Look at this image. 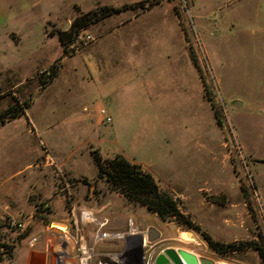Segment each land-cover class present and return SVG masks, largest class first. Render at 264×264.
<instances>
[{"label":"rangeland","instance_id":"obj_1","mask_svg":"<svg viewBox=\"0 0 264 264\" xmlns=\"http://www.w3.org/2000/svg\"><path fill=\"white\" fill-rule=\"evenodd\" d=\"M116 1H66L62 20L45 25L55 37L46 42L39 24L32 23L34 32L21 38L25 51L41 49L22 68L21 74H32L21 85L0 79V112L10 105L22 107L20 120L10 126L31 130L29 135L9 129L4 134L15 138L12 160L7 163L0 156V215L8 193L19 196L33 182L30 171L13 172L28 162L38 145L42 160L46 149L60 166H49L55 173L47 168L46 187L27 188L23 214L0 217L3 240L11 245L23 236L27 247L35 248L33 237L50 211L48 199L42 197L55 191L67 206V183L76 204L81 197L100 207V217L109 222L107 231L126 230L130 219L135 230L156 228L164 247L181 248L215 264H261L251 248L219 257L200 233L234 246L264 244V0H147L152 5L163 2L164 12L158 14L164 18L162 27H151L156 14L145 9L125 11L88 23L62 52L58 33L67 31L71 20ZM113 32L121 37L114 39ZM62 65L76 72L73 76L68 71L65 79L83 83L78 85L82 95L72 96L79 99L76 105L61 100L56 80ZM90 65L101 68L92 80ZM101 87L109 88L112 97L107 102L100 97ZM100 108L109 112L110 123L101 121L94 129L91 124ZM92 153L102 160L121 155L139 165L200 233L126 202L96 177ZM9 217L21 228L7 227ZM19 245L16 239L14 248ZM120 247L121 242L111 241L98 246ZM15 251L14 260L0 264H24L26 249ZM52 254L47 264H53Z\"/></svg>","mask_w":264,"mask_h":264},{"label":"crops","instance_id":"obj_2","mask_svg":"<svg viewBox=\"0 0 264 264\" xmlns=\"http://www.w3.org/2000/svg\"><path fill=\"white\" fill-rule=\"evenodd\" d=\"M66 1L68 0H0V79L2 80L3 84L15 82L16 84L21 85L32 74V72H30L29 74L28 73L21 74L23 71L22 68H24L25 67L24 65H27L30 62L29 61L30 59L32 62L33 59L31 58V55H34L35 53L39 52V50L41 49L38 47L37 48L33 47L31 49H26L25 51V49H23L21 46V38L27 36L29 32L31 33L34 32V28L33 26H31V24L36 22L39 24V31L43 35V40H45V42L46 40L49 41L50 39H54L55 37H52L46 31L45 25L53 22L58 23L62 20L63 16L61 10L64 6L65 7L68 6ZM138 1L140 0H118L116 1L117 3H115V5H112L110 2L109 3L115 8L123 4H128V3L132 4ZM162 4L163 2H159L157 4H153L150 8L148 7L144 10L145 13L156 14V19L152 20V22L151 21L149 22L152 24L151 27H157V26L162 27V23H164L163 17H160V19H158L159 12L160 13L164 12ZM122 13H119L117 15H120ZM132 21L134 22V20ZM128 32H124V36L126 35L129 36L128 34H126ZM113 34H114V39H119L120 34L119 36L116 35L115 32H113ZM24 51L26 52V55H23ZM110 53L111 52L108 51V54ZM100 69L93 65L88 66V72L91 75L89 77V80H92V77L96 75ZM68 71L73 72V76L76 73L73 67L69 68ZM68 71L65 70L64 65L60 66L57 74L59 76H57L58 79L56 80V82H59L60 86L58 87L63 92V95L61 96V100H63V98H66L63 104L67 105L69 103H72V105H76L73 103H79V99H77V97L76 99H74V97L72 96L82 95L81 94L82 92H78V85L81 86V84L83 83H78V81L65 79L64 77L66 76V74L69 73ZM53 81L55 82V80ZM49 84H47L46 86H48ZM75 87H77V90ZM100 97L105 99V102L109 101L110 97H112L110 95L109 88L101 87ZM82 110H86L85 105H82ZM82 118L84 121L87 122L85 116H83ZM18 120H20V118L12 119L4 123L2 126H0V156L2 157L4 156V159L7 160V163L12 160L11 157L13 151L14 138H15L13 136L8 137L7 135H4L7 132V129H9L11 132L19 131V133H17L19 135L23 133L28 135L31 134L30 128H26L25 125L23 128L19 126H10L13 123L16 124ZM100 122L101 120L99 117L94 124H91V127L94 129L100 127L101 126ZM40 151L41 149L38 145L36 151L33 152V155L32 157L29 158L28 162L21 169H18L15 172H13L14 175H17L18 173L20 174L23 170L25 172L30 171L28 177H32L33 182L30 181V183L26 184L23 193L20 194L19 196L17 195L18 197L16 195L8 193V195L6 196L7 198L4 201V205L2 207V215H0V217L5 215L10 216L11 214H13V216H20L21 214H23L24 212L23 209L28 206L27 188H31L32 190L35 189L38 191L43 189V187H46L47 185L45 184L47 183L45 182V178L48 177L46 170L50 169L53 173H55L51 167L44 166L43 164H41V162L38 163L39 160L40 161L42 160V154ZM66 168L70 170L68 166ZM23 173L24 172H22V174ZM64 184L66 185L67 183ZM63 189L64 188L62 187V190ZM45 198L48 199L50 211L47 214L48 215L47 223L43 224L41 226L40 233L36 234L35 237H33V240H37L35 242V248L32 249L31 247H27V242L21 239L20 240L21 245L16 246L13 250V257H12L13 260L16 258L15 249L22 247L26 249V254L25 256L22 257L24 264H47L48 255H51V252H53V250L55 249V246L57 245V242L59 241L60 238L59 231L53 230L52 227H56L54 225L70 226V218L68 211L69 207L64 204L63 197L58 195L55 191H53L51 192L50 195H46V197H42V199ZM72 199L76 207L75 208L76 214L78 213V211L86 210L94 217L101 218L99 214L101 211L100 207H94L92 203L88 201H84L83 199H81V197L78 199L77 204L75 198ZM92 201L94 200H91V202ZM262 208L264 209V207ZM102 214L103 213L101 212V215ZM78 228H79L78 234L80 241L89 243L91 239L92 227L88 225L87 226L82 225ZM165 248H170V247H165ZM173 249H181V248H173ZM188 253H191L196 258H198V256L194 253L192 252H188Z\"/></svg>","mask_w":264,"mask_h":264},{"label":"trees","instance_id":"obj_3","mask_svg":"<svg viewBox=\"0 0 264 264\" xmlns=\"http://www.w3.org/2000/svg\"><path fill=\"white\" fill-rule=\"evenodd\" d=\"M151 6L152 4L147 0L132 4H123L115 8L107 5L101 6L94 11L91 10L86 14L71 20L69 29L65 32L58 33L57 41L62 48V52L65 53V47L72 42L73 34L84 29L88 23L92 21L97 22L125 11L133 12L148 7L150 8ZM48 71H52V66ZM22 113V107L19 109L16 108L15 105L8 106L0 112V126L12 119L19 118L22 116ZM214 116L216 123L219 124V116L217 114ZM91 158L97 169L96 177L102 179L111 190L120 194L126 202L144 207L147 213L156 215L157 218L163 222L174 221L175 223L182 225V227L199 232L200 229L197 226H194L182 216L177 202L170 196L164 194V192L160 191L153 179L143 171L139 165L128 162L121 155H115L111 159L102 160L98 154L92 153ZM200 235L210 250L219 257H223L225 254L234 250L239 251L244 248H251L256 252L261 264H264V244L257 243V241H249L242 243L239 246H234V244L219 243V241L213 240L210 236L204 233H200ZM22 238L23 236L17 237L15 238V241L16 239L21 240ZM15 241L12 242L13 244L8 245L0 234V263L13 257Z\"/></svg>","mask_w":264,"mask_h":264},{"label":"built area","instance_id":"obj_4","mask_svg":"<svg viewBox=\"0 0 264 264\" xmlns=\"http://www.w3.org/2000/svg\"><path fill=\"white\" fill-rule=\"evenodd\" d=\"M100 120L110 123L108 112L100 108ZM48 150L43 149L44 166H51L59 170V166L52 160ZM65 199L67 202L70 226L57 228L60 233L59 241L53 250V264H154L157 254L165 248L160 239L152 242L147 241L145 231L135 230L132 221L128 219L127 229L119 232L107 231L108 219L106 217L96 218L86 210L75 212V205L70 195L67 184L65 185ZM9 228L20 229L22 224L12 217L7 218ZM91 226L92 233L90 242H81L78 230L80 226ZM142 234L139 244L136 235ZM104 241L121 242L119 249H99L98 246Z\"/></svg>","mask_w":264,"mask_h":264},{"label":"water","instance_id":"obj_5","mask_svg":"<svg viewBox=\"0 0 264 264\" xmlns=\"http://www.w3.org/2000/svg\"><path fill=\"white\" fill-rule=\"evenodd\" d=\"M59 226V225H58ZM56 226V228H60ZM147 241L152 242L160 237V232L154 227L145 230ZM194 238V242L196 238ZM139 244L142 241V234L136 235ZM154 264H215L212 260L196 258L193 254L183 251L181 249L164 248L161 253L157 254L154 259Z\"/></svg>","mask_w":264,"mask_h":264},{"label":"bare ground","instance_id":"obj_6","mask_svg":"<svg viewBox=\"0 0 264 264\" xmlns=\"http://www.w3.org/2000/svg\"><path fill=\"white\" fill-rule=\"evenodd\" d=\"M184 236H187V237L190 238L192 241H194V238L192 237V235L184 233Z\"/></svg>","mask_w":264,"mask_h":264}]
</instances>
